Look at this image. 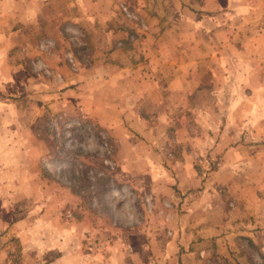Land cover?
I'll return each mask as SVG.
<instances>
[{"label": "crops", "instance_id": "0c3cea01", "mask_svg": "<svg viewBox=\"0 0 264 264\" xmlns=\"http://www.w3.org/2000/svg\"><path fill=\"white\" fill-rule=\"evenodd\" d=\"M128 1L150 23L144 35L115 0H25L7 16L21 15L11 30L25 43L86 35L90 63L61 70L70 91L53 107L119 137L120 175L172 228L171 238L154 230L155 243L165 238L182 264H264V0ZM232 80L238 89L223 90Z\"/></svg>", "mask_w": 264, "mask_h": 264}, {"label": "rangeland", "instance_id": "374dc122", "mask_svg": "<svg viewBox=\"0 0 264 264\" xmlns=\"http://www.w3.org/2000/svg\"><path fill=\"white\" fill-rule=\"evenodd\" d=\"M29 1L37 8V0ZM24 2L0 0V264H182L165 238L153 241L154 230L171 238L172 228L161 223L160 209L154 213L149 191L120 175L119 137L80 109L53 107L70 91L62 71L74 74L90 63L86 35L65 30L62 41L43 34L25 43L11 30L21 15L7 16L11 8L20 13ZM122 3L139 20L127 19ZM112 6L143 35L149 31L138 3ZM238 84L221 83L226 92Z\"/></svg>", "mask_w": 264, "mask_h": 264}, {"label": "built area", "instance_id": "2783aa9c", "mask_svg": "<svg viewBox=\"0 0 264 264\" xmlns=\"http://www.w3.org/2000/svg\"><path fill=\"white\" fill-rule=\"evenodd\" d=\"M121 12L125 15V17L129 20H139L137 14L132 11V9L125 3H122L121 6ZM68 61L72 64L75 65V59L72 54L67 55Z\"/></svg>", "mask_w": 264, "mask_h": 264}]
</instances>
